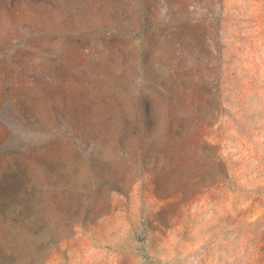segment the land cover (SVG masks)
I'll list each match as a JSON object with an SVG mask.
<instances>
[{"label": "rangeland", "instance_id": "374dc122", "mask_svg": "<svg viewBox=\"0 0 264 264\" xmlns=\"http://www.w3.org/2000/svg\"><path fill=\"white\" fill-rule=\"evenodd\" d=\"M0 264H264V0H0Z\"/></svg>", "mask_w": 264, "mask_h": 264}]
</instances>
